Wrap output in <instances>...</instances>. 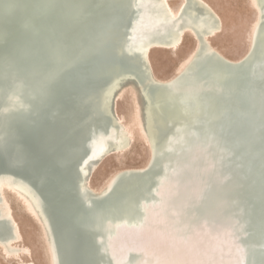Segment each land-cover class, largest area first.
<instances>
[{
	"label": "bare ground",
	"instance_id": "1",
	"mask_svg": "<svg viewBox=\"0 0 264 264\" xmlns=\"http://www.w3.org/2000/svg\"><path fill=\"white\" fill-rule=\"evenodd\" d=\"M173 1L180 2L177 8L172 6L171 0H144L137 23V31L142 33V38L130 42L125 36L129 26V11L133 7L132 0L121 1L120 8L123 9L124 6L128 12L120 9L125 14H121V21L113 30L109 29L104 20L107 12L96 9L97 6L110 7V0H0V19L8 21L0 25V35H4V40H0V56L10 57H0V174L12 171L37 179L41 173L39 166L43 168L57 162L63 174L69 178L67 182L78 194V185L71 178L70 165L91 144V137L94 138L93 151L85 160V170L87 177L91 176L88 185L93 191L100 193L127 175L146 172L157 137L170 136L173 131L164 123H159L162 126L160 129L147 124L148 104L139 89L135 90L132 85H127L119 93L117 85L113 92H117L114 95L115 105L109 103L111 88L107 92L104 89L106 84L108 86L112 83V77L116 74L137 69L140 59L130 52L148 51L147 63L154 81L170 88L173 99L176 102L182 100L186 109L197 117L201 112H208V116L202 121L201 129H193L190 133L188 152L184 154L181 164L187 165L180 173V176L187 174L186 181L181 179L175 184L170 183L171 187L176 188L169 205L174 209L175 215L169 218L165 210L159 212V209L161 217L155 219L158 224L153 219V224L148 223L145 231H141L136 225L125 224L119 229L118 237L111 241L123 252L130 251L133 247H144L151 253H159L146 242V236H167L175 244V250L179 248L180 251L189 250L194 243L203 240L206 245L215 244L217 248L214 250L210 247L211 257H201L200 264H229L235 259L238 227L245 230L257 228L252 241L258 248L264 247V26L256 48L254 44V38L264 21L258 15L247 51L241 57L231 59L210 40L224 28L223 19L214 7L206 0ZM252 1L260 12L257 1ZM15 5L20 6H17L11 16L2 14V11ZM35 10L44 13V16L37 17ZM90 13H94V16ZM96 15L100 20L96 19ZM105 30L107 31L104 32ZM197 32L207 36V47L196 48ZM112 33L116 36L113 41L109 35ZM188 33L196 40L195 48L180 63L173 76L158 77L151 64V51L178 50ZM253 57L260 65L255 66L258 68H254L252 74L248 63ZM52 69H64L62 77H68L70 84L67 85L59 77L53 78ZM17 75L26 82L27 109L13 105L9 99L15 92L9 89L7 80L11 77L15 79ZM128 82L130 80L127 79L122 83ZM54 88L64 90L65 94L57 96ZM142 88L145 94L153 93L154 101L162 110L170 109L166 97L159 89L149 84ZM127 89H131L136 97L137 119L143 138L149 146L150 157L142 166L116 170L103 187L95 189L91 186V179L99 165L109 155L128 150L134 141L133 133L117 110L118 100ZM106 105L114 111L121 123V132L115 122L111 123L104 116ZM41 113L50 117L48 123L40 120ZM68 114L74 121L68 120ZM109 124L111 134L106 133ZM31 132L36 133L40 139L32 138ZM21 141L25 147L20 145ZM65 152L69 155H64ZM140 178L142 177L133 176L124 179L116 189L111 197L115 203V211L105 209L102 211V218H93L92 214L84 216L85 221H90L91 239L107 231L110 223L104 218L134 214L130 207L122 206L125 202L130 205L138 195V189L132 181ZM52 185L57 187L56 182ZM21 186L7 182L3 185L7 207L1 215L0 248L6 258L17 259L19 264H36L32 259V249L21 244L23 233L20 222L14 217L12 206L4 194L8 190L21 200L41 227L49 250L50 264H54L53 246L47 234L44 213L23 193ZM45 188L48 189L49 186ZM194 197H201L203 205L198 212L208 222L206 227L185 238L186 231L181 225L188 221V217L179 218L182 221L178 224L175 219L178 211L184 208V202ZM52 204V216L63 237V244H67L73 230L63 211L69 210L67 212L72 215L75 211L73 218L81 217L82 213L78 209L70 210L71 205L63 203L61 199H53ZM6 217L13 219L17 235L11 237L8 243L1 239V236L11 233L7 222L3 220ZM86 238L81 240L83 248L89 244V239ZM244 244L239 245L242 251L236 264L245 262ZM64 249L67 254L69 249ZM161 254L159 253L160 256ZM69 255L73 264H85L83 257L76 251L71 250ZM155 258L156 264H160L161 257ZM163 258L168 259L164 260V264L192 263L177 253ZM169 259H174L175 263H169ZM136 260L135 258L134 264H139ZM144 264L151 263L146 261ZM250 264H264V253L253 251Z\"/></svg>",
	"mask_w": 264,
	"mask_h": 264
},
{
	"label": "water",
	"instance_id": "2",
	"mask_svg": "<svg viewBox=\"0 0 264 264\" xmlns=\"http://www.w3.org/2000/svg\"><path fill=\"white\" fill-rule=\"evenodd\" d=\"M111 6L110 7H100L97 6V10L100 12L105 11L107 12V16L104 19L106 25L109 27V29L113 30L118 27V23H120V16L121 14H125L126 7L123 6V9L120 8L122 6L121 1L122 0H110ZM193 1V0H192ZM258 8L260 9L259 16L260 20L264 21V0H256ZM144 0H132L133 7L130 8L129 11V17L128 22L129 26L126 31L125 39L128 41H135L138 38H142V33H138V21L140 20V13L143 9L142 3ZM15 5L13 7H9L5 9V11H2V14H9L8 16H11L12 13L18 8ZM95 9V10H96ZM120 9L125 10V12L121 13ZM203 9V8H202ZM114 10V12H113ZM36 11V10H35ZM41 14V15H40ZM94 13H90V15H93ZM39 15V16H38ZM37 17L44 16V13L36 11ZM96 15V19L100 20ZM264 26V23L259 27L257 35L254 38V44L255 48L258 45L259 41V34L262 31V28ZM105 30L104 32H106ZM116 31V30H114ZM113 31V33H114ZM112 34L110 35V40L113 41L116 39V36ZM197 40V46L196 48L199 49L201 47H207L208 46V40L207 36L197 32L196 35ZM0 40H4V35H0ZM97 44V42H96ZM99 44V42H98ZM131 55H137L140 59L139 66L136 70L130 71V72H121L113 76L112 83H108L109 85L104 90H109V103H116L115 99V93L124 89L127 85H132L135 90L139 89L145 96L148 108H147V115L148 120L147 124H150L153 128L160 129L162 126H160L159 123H164L166 127L170 128L173 133L170 136L167 137H157L156 141L153 144V156L151 159L150 164L147 167V171L144 173H137V175H127L123 179H119V181L115 182L111 187H109L107 190H104L100 193H97L93 191L88 183L90 180V177L88 178L86 173V159L91 155L93 151V144H94V138H90V145L85 149L84 153L81 154L80 157L74 158V161L71 159L70 161H73L74 164L72 166L70 165V169L72 171V177L74 179V182L78 185V194L75 193L74 187L67 181H69V178L67 175H64L62 169L58 166V164H48L45 165L43 168L38 167L40 173V177L35 179L31 175H20L16 174L15 172H8V173H1L0 174V222H2L1 215L2 212L6 211L7 204L5 202V198L3 196V185L4 183H11V184H20L22 185L20 188L23 193L27 195V197L31 198L32 201H34V204L39 207V209L44 213L43 219L46 225L47 234L49 237V240L51 241V245L53 246L52 253L54 258V264H73V261L71 260V256L69 255L71 250L76 251V253H79L81 257L84 259L85 264H134V259L136 258V262L139 261V264H144L146 261L151 264H156L157 260L155 257H161V263L164 264V260L166 257L163 254L161 256L159 253L156 252H149L148 249L144 247H133L130 249V251L123 252L122 249L116 248V244L112 243V239L118 237L119 229L126 225H136L140 228L141 231H145V229L148 226V223L150 225L155 222V219H160L161 214H158L162 210H165L167 213V217L172 218L175 213L173 212L174 209L171 208L170 205V198L175 193L174 190L176 188L171 187L170 183H177L178 181L185 180L187 174H183L180 176V173L182 174L185 166L187 164H182V160L185 157V153L188 152V147L190 145L191 139V131L201 129L203 126L202 121L205 119V117L208 116V112L204 113L201 112V115L197 117L194 115V113L188 111L186 109V105L182 100L179 102H176L172 97V92L170 88L165 87L164 85H160L154 81L153 74L149 70V63H147V57H148V51L147 53H144V51L139 50L135 53H131ZM257 65H260L259 61L253 57L251 61L248 63L249 70L254 73V68ZM63 75V74H62ZM59 76L61 80L64 83H67V85L70 84V79L68 77ZM66 79H68L66 81ZM130 80V82L122 83L125 80ZM149 84L150 86H153L160 90L162 95L166 97L168 104L170 105V109L168 110H162L157 103L154 101L152 94L153 93H146L143 91L142 87H145V85ZM118 85L117 92L113 93L115 90V87ZM55 89V88H54ZM54 93L57 96H60V94H65L64 90L62 89H55L53 90ZM138 91V90H137ZM118 93V94H119ZM10 95V94H9ZM14 96L15 99H14ZM10 97V98H9ZM8 98L10 99L11 103L13 105H17L19 108L27 109L28 106L26 103H22L20 100V97L12 93ZM16 98L18 100H16ZM70 100H72L71 97H69ZM112 99V100H111ZM10 103V104H11ZM11 104V107H13ZM115 109V108H114ZM6 111V110H5ZM165 111L167 113H165ZM2 112L4 113V109H2ZM104 116H106V119H108L111 123L115 122L118 127V131L121 132V123L118 121L117 116L115 115L114 111L106 105V109L104 110ZM210 117V116H209ZM40 120L43 123H48L50 121V117L45 115L44 113H41L39 116ZM68 120L74 121L73 117L68 114ZM111 124L108 125L106 128V133L111 134ZM24 135V134H23ZM32 138L40 139V137L36 133H32L30 135ZM258 138V137H257ZM99 139V136H98ZM113 141V140H112ZM22 147H25L23 142H20ZM114 143V142H113ZM205 145V144H204ZM208 143L206 144V146ZM75 147V145H74ZM79 147V146H77ZM76 148V147H75ZM116 149V148H115ZM64 155H69L68 153H64ZM103 159V158H102ZM92 160V159H90ZM102 160H100L101 162ZM89 162V161H88ZM99 162V163H100ZM97 163V166L99 165ZM95 168H93L91 171L93 173ZM176 171L174 172V170ZM136 177L141 176L139 180L132 181L135 185L136 189H138V195H136V198L133 200V202H130L129 205L127 202L123 203V208H131L132 212H134L131 216H119V217H110V218H104L110 225L108 224L107 231L103 232L102 234L96 235L95 239H91L90 235L92 233V229L90 228V221H85L84 216H91V214L94 216L93 218L103 217L102 211L105 209L109 211H115V203L113 201V198H111L114 195V192L116 189L120 186V184L124 181V179H127L129 177ZM184 176V178H183ZM228 176V174H227ZM67 179V180H66ZM66 180V181H65ZM149 180V182H148ZM186 181V180H185ZM53 182H56L57 187L55 185H52ZM72 183V182H71ZM124 184V183H123ZM122 185V184H121ZM146 185V186H145ZM46 189L45 187H48ZM178 189V188H177ZM174 192V193H172ZM178 194H176L177 196ZM61 199L63 203H66L68 205H71L70 210H76L78 209L79 212L82 213L81 217L73 218V215L76 214L74 211V214H69L66 211H63V213L67 219L70 220V224H72V230L73 234L71 235V238L68 240L67 244H63L62 236L58 232L57 225L55 223V218L52 216L53 214V199ZM63 199V200H62ZM201 197H194L191 199L186 200L184 203V208L181 209V211H178V216L176 217V222H180L181 219L179 218H187V222L181 225V228H185L186 236L185 238H189L196 230L201 229L203 227H206V224L208 222V219L201 218L199 214L200 206L203 205L201 202ZM135 201V202H134ZM183 203V204H184ZM121 207V208H122ZM51 208V211H50ZM47 210V211H46ZM126 211V210H125ZM172 214V215H171ZM152 215V216H151ZM158 216V217H157ZM160 216V217H159ZM75 217V215H74ZM65 218V220H66ZM5 220L10 228V235H3L1 236L2 241L4 243H8L11 240V237H16V225L12 218L6 217L3 218ZM182 221V220H181ZM152 222V224H151ZM152 227V226H151ZM239 232L236 238V242L238 244H243L245 249V262L242 264H250L251 256L253 251H260L261 254L264 253V247L258 248L252 241L255 238V234L257 232V228L253 229H242L241 227H238ZM264 230V229H263ZM95 233V232H94ZM84 237L89 241L88 246H85L84 248L81 246V240H84ZM16 239V238H15ZM63 241V242H62ZM252 241V242H251ZM251 242V243H250ZM67 246V247H65ZM64 248H68L69 251L66 254V250ZM168 260V259H166ZM174 260V259H173ZM173 260L169 259V263H175ZM167 264V263H166ZM192 264V263H189Z\"/></svg>",
	"mask_w": 264,
	"mask_h": 264
},
{
	"label": "rangeland",
	"instance_id": "3",
	"mask_svg": "<svg viewBox=\"0 0 264 264\" xmlns=\"http://www.w3.org/2000/svg\"><path fill=\"white\" fill-rule=\"evenodd\" d=\"M219 13L224 22V28L213 38L212 44L218 48L225 56L231 59L241 57L250 45V36L259 12L252 0H206ZM179 1L171 0L174 8H177ZM196 40L188 33L185 41L178 50L154 49L150 53V60L155 74L160 78L173 76L180 63L195 48ZM118 114L133 133L134 141L131 147L117 154L109 155L98 167L91 179V186L100 189L105 185L108 178L118 169L131 166H142L146 164L150 157V149L145 142L140 131L138 118V106L136 97L131 89H127L122 94L117 103ZM138 118V119H137ZM9 200L14 217L20 222L23 241L21 244L32 249V259L36 264H50L48 246L41 227L28 213L21 200L8 190L4 191ZM33 218V219H32ZM146 242L164 256L170 254H180L188 258L193 263H199L201 257H211V249H216L215 244H205V241H198L189 250L176 249L172 239L164 235L146 236ZM241 244L235 245V259L229 264H236L240 252ZM213 250V251H214ZM28 260L27 257H23ZM0 261L2 264H19L17 259H8L0 248Z\"/></svg>",
	"mask_w": 264,
	"mask_h": 264
},
{
	"label": "clouds",
	"instance_id": "4",
	"mask_svg": "<svg viewBox=\"0 0 264 264\" xmlns=\"http://www.w3.org/2000/svg\"><path fill=\"white\" fill-rule=\"evenodd\" d=\"M8 23L7 20L5 19H0V25ZM2 58H7L10 59L9 56H0ZM53 73V78H57L60 75H62L64 69H52L51 70ZM7 86L9 87L10 90H13L17 96L20 97V100L22 103H28L27 100L25 99V92H26V82L23 80L22 77L19 75L16 76L15 79L12 77L7 80Z\"/></svg>",
	"mask_w": 264,
	"mask_h": 264
}]
</instances>
